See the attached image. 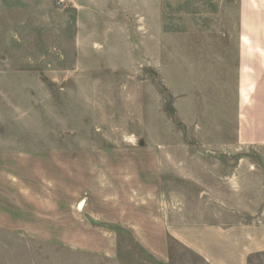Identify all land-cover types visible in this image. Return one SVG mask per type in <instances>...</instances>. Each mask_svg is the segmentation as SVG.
Masks as SVG:
<instances>
[{"label":"rangeland","instance_id":"obj_1","mask_svg":"<svg viewBox=\"0 0 264 264\" xmlns=\"http://www.w3.org/2000/svg\"><path fill=\"white\" fill-rule=\"evenodd\" d=\"M263 53L264 0H0V264H161L141 233L76 208L113 189L120 158L137 159L155 207L264 222ZM210 182L212 200L187 193ZM165 240L166 264H206Z\"/></svg>","mask_w":264,"mask_h":264},{"label":"crops","instance_id":"obj_2","mask_svg":"<svg viewBox=\"0 0 264 264\" xmlns=\"http://www.w3.org/2000/svg\"><path fill=\"white\" fill-rule=\"evenodd\" d=\"M245 27L246 32H248L250 30L249 25H245ZM245 39L246 37L244 36L243 43L248 42L249 46V38ZM206 152L207 150H205ZM162 154L169 157L173 155L169 150L163 151ZM192 160L196 161L194 158ZM199 161L201 160L199 159ZM142 163H144L145 168L153 165L152 162L147 164L146 161H142ZM114 164L115 167L110 169L109 171L111 172L108 173L114 182L113 189L107 191L105 187L102 189L101 184H97V186L94 185L95 183L89 184L94 185L90 192L93 196L95 195L91 208L86 206L88 202H86L84 196L80 200L78 199L76 208L84 210L90 216L89 219L92 222L98 220L99 222L95 223L106 226L112 229L113 232H115V229L111 225L115 224L131 236L133 234L138 237L141 233L145 237L144 242L141 243L143 248L147 252L149 251L151 256L154 255L161 264H166L165 260H167L165 239L168 235L198 255L206 264H248L251 255L264 251V222L242 223L233 220L245 214L243 207L241 210L235 211L237 215H234L235 217H232L230 221L222 220L221 213L215 214L213 218L210 215L212 221H205L197 212L187 213L185 205L175 211L171 209L172 211L170 212L166 207V202L161 201V204L158 203L159 205L154 206V183H149L146 176H138L137 159L129 158L127 160L126 158H120L115 160ZM190 165L191 163L188 160L185 170L179 171L178 174L185 184L187 180L189 188L194 189L193 185L197 183V170L188 168ZM166 166L170 169L168 165H163L164 168ZM192 166L195 167L196 163H192ZM103 173H106V171H103ZM209 173L211 175H206V173L203 175L205 180L206 178L213 182L219 180V176L214 171ZM193 181L195 182L192 183ZM198 181L202 182L203 180L199 178ZM221 181V191H225L228 196L233 192L235 193L233 189L236 186L233 183V176L223 177ZM210 183V185L206 186L207 188H204L209 189L207 191L200 190L198 195L190 191H187V193L192 195L190 197L195 200L206 199L208 196L212 200V182ZM140 188L145 189H141V196H138L140 194L138 189ZM87 194L90 197V193ZM4 198L1 197L0 199L2 206L5 205V202L12 201L9 199L4 201ZM139 198H141L140 201L138 200ZM95 202L97 205L100 204L103 209L106 207L107 210L110 207L106 205L112 204V218H107L109 215L103 214L105 211L98 207L97 209L94 208L96 206ZM208 202L212 203L210 200ZM93 208L94 210H91ZM1 210L5 211V208L0 207Z\"/></svg>","mask_w":264,"mask_h":264}]
</instances>
